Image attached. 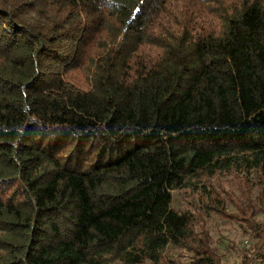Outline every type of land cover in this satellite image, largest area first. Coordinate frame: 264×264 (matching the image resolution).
Listing matches in <instances>:
<instances>
[{"label":"trees","instance_id":"obj_1","mask_svg":"<svg viewBox=\"0 0 264 264\" xmlns=\"http://www.w3.org/2000/svg\"><path fill=\"white\" fill-rule=\"evenodd\" d=\"M252 173L264 0H0V264H222L199 209Z\"/></svg>","mask_w":264,"mask_h":264},{"label":"rangeland","instance_id":"obj_2","mask_svg":"<svg viewBox=\"0 0 264 264\" xmlns=\"http://www.w3.org/2000/svg\"><path fill=\"white\" fill-rule=\"evenodd\" d=\"M246 176L248 180H245L244 177L229 174L212 178L215 190L224 199L223 204L220 203L224 214L205 207L202 210L198 206V204L204 206L206 202L210 203L209 197L207 199L203 195L199 197L195 191H191L190 189L177 194L173 192L175 206L200 208L199 214L204 220V228L210 236L211 246L220 256L222 264H244V255H246V258H249L253 243L257 241L254 231L245 225L243 221L238 220L241 217H235L237 214L236 209L238 208L236 204H241L245 200L246 203L252 204L256 211L252 212L250 207L246 206V217L252 216L254 221L259 223V227L264 224L263 177L257 173L247 174ZM177 251H175L176 255L179 254ZM171 258H178L176 264H186L187 262L186 260H182V256H172ZM144 264L162 263L146 261ZM168 264L175 263L174 261H169Z\"/></svg>","mask_w":264,"mask_h":264},{"label":"snow or ice","instance_id":"obj_3","mask_svg":"<svg viewBox=\"0 0 264 264\" xmlns=\"http://www.w3.org/2000/svg\"><path fill=\"white\" fill-rule=\"evenodd\" d=\"M139 10H140V8H139V6H138V8L136 9V11L134 12L133 15H136V14L139 12Z\"/></svg>","mask_w":264,"mask_h":264}]
</instances>
